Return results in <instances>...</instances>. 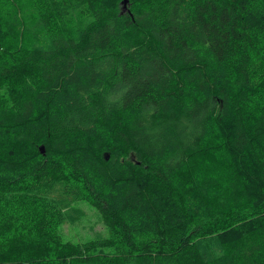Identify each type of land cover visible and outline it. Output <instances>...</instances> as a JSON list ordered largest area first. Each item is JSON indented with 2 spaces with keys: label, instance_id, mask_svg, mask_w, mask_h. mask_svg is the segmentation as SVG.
<instances>
[{
  "label": "trees",
  "instance_id": "1",
  "mask_svg": "<svg viewBox=\"0 0 264 264\" xmlns=\"http://www.w3.org/2000/svg\"><path fill=\"white\" fill-rule=\"evenodd\" d=\"M121 1L0 0V264H264V0Z\"/></svg>",
  "mask_w": 264,
  "mask_h": 264
},
{
  "label": "rangeland",
  "instance_id": "2",
  "mask_svg": "<svg viewBox=\"0 0 264 264\" xmlns=\"http://www.w3.org/2000/svg\"><path fill=\"white\" fill-rule=\"evenodd\" d=\"M121 7L123 9L128 8L127 1H121ZM78 208L84 210L82 218L77 220L74 224H65L58 227V233L63 240H69L72 242H86L92 239H96L98 236H107V227L104 226L100 215L95 208V205L86 199H80L76 201Z\"/></svg>",
  "mask_w": 264,
  "mask_h": 264
},
{
  "label": "water",
  "instance_id": "3",
  "mask_svg": "<svg viewBox=\"0 0 264 264\" xmlns=\"http://www.w3.org/2000/svg\"><path fill=\"white\" fill-rule=\"evenodd\" d=\"M125 2L127 1V0H124ZM123 10V9H122ZM41 153H44V148H43V146H41Z\"/></svg>",
  "mask_w": 264,
  "mask_h": 264
}]
</instances>
